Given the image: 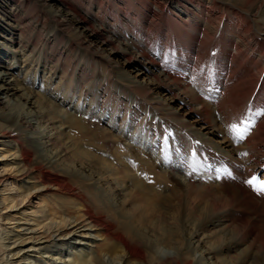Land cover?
<instances>
[{
	"label": "rangeland",
	"instance_id": "1",
	"mask_svg": "<svg viewBox=\"0 0 264 264\" xmlns=\"http://www.w3.org/2000/svg\"><path fill=\"white\" fill-rule=\"evenodd\" d=\"M143 1L153 9L149 0H128L127 3L120 0H0V75L7 78L0 81V100L13 112L19 110L16 106L24 105V109L19 112L25 113V118L34 127L25 132L19 131V135L42 137L52 131L45 125L36 124L35 109L24 100L27 91H20L17 83L22 85L21 78L31 79L34 85L31 86L29 82L26 87L57 105L59 103L42 91L62 87L61 76L66 71L73 89L76 83L83 88L79 89L70 107L61 108V113L65 110L70 114L79 113V118L85 111L91 114L87 125L76 122L73 135L77 140H80V132L88 136L89 143L81 141L84 151L81 155H85L87 162L93 164L92 168L72 164L71 172L78 175L86 187H93L92 193L97 192L103 197L107 193L99 188L100 184H95L98 175L111 177L117 168L122 170L119 180L122 185L118 187L116 184L114 192L108 191L110 203L116 210L126 207V204H122L125 203L123 201L130 184L122 183L129 180L123 176H133L139 183L140 196L136 199V220L142 214L156 213L152 221L156 229L151 228L155 232L145 230V227L137 230L152 244L153 256L157 260L168 262L178 258L180 251L188 249L193 264H264V192L257 191V185L264 183V135L260 134L258 138L252 136L257 123L264 130V115L259 114L264 111V93L261 90L264 72L257 74L258 71L251 70L252 77L247 76L245 84L240 87L246 88L250 94L235 109L230 110L235 97H227L221 91L225 83L228 88L233 84L228 80L233 69L228 70L227 58H223L224 66H217L219 61L213 57L218 53L209 51L205 61L196 66V72H200V76L196 77L191 70L193 64L189 68L186 66L184 49L180 52L182 57H175L174 60L169 57L170 63L161 62L154 51L149 53L157 64H165L167 68L179 72L178 77L183 78L182 82H186L187 88L195 92L196 96L199 95L200 102L189 105L184 99L175 98L176 95L180 96V91L163 74L164 70L160 66L152 65L142 57V40L130 31L136 30L135 24L119 12L122 9L129 14V18L137 19ZM160 1L167 9L164 17L172 16L174 19L175 15L184 19L182 12L173 4L177 0H169L168 3ZM199 1L209 6L211 0ZM217 1L219 4L215 18H210V27L217 30L213 39L220 40L228 30L233 33L232 39L236 40L234 31L237 18L231 16L227 23L224 22V18L229 15L221 3L242 2ZM256 1L260 7L254 18H247L250 23L248 26H251L249 32L257 40L264 41V0ZM250 5L247 9H255V5ZM103 7L112 16L105 14ZM186 7L198 17L205 15L197 13L190 5ZM16 9L19 13L14 21L12 14ZM149 19L150 14L147 15V21ZM161 20H155V23ZM17 25L21 29V38L18 41L16 37L15 42L12 38ZM94 27L100 28L103 34L101 38L91 37ZM207 29L209 35L213 36L215 30ZM182 30L181 37L184 33H191L187 27ZM33 36L38 47L35 51L36 45L31 41ZM84 37L91 40L94 49L92 46L89 49ZM104 40H109L111 44H104ZM150 42L154 44V41ZM154 46L164 49L158 44ZM229 50L232 51L231 48ZM263 52L264 47L261 49ZM72 53L76 61H73ZM259 54L257 52L254 55L256 61ZM49 57L51 59L46 61ZM238 60L237 64H241L243 61L240 60L245 61L246 58ZM27 62L31 64L30 69L25 65ZM56 63L61 67L55 66ZM87 66L89 71L85 69ZM233 66L234 71L238 70V66ZM199 77H202V86L211 84L208 89L199 88ZM43 86L44 90L40 91ZM136 86L141 90L152 91L149 95L159 99L161 107L145 99L146 95L140 94ZM211 88H216V91ZM84 93L88 96H84ZM83 98L93 101L97 107H87L85 104L82 107ZM203 105L210 116L199 110ZM81 107L80 112L72 110ZM50 110L47 107L43 109L45 112ZM233 125L248 129L243 138L233 131ZM257 134L255 131L254 135ZM248 138L250 143L246 142ZM37 143H32L36 152L47 158L52 157L53 150L50 147L46 149ZM127 149L132 153H126ZM73 162L77 160L68 163ZM93 185L99 190L94 189ZM50 193L59 191H48ZM103 200L107 201L106 198ZM129 209L133 211L134 206ZM219 216L227 220L225 229L216 224ZM118 222L122 223L121 219ZM241 223L248 225L247 236L236 233L234 227ZM165 234L175 236L172 244L162 238L161 235ZM174 243H177L176 248ZM131 264L139 263L132 260Z\"/></svg>",
	"mask_w": 264,
	"mask_h": 264
},
{
	"label": "bare ground",
	"instance_id": "2",
	"mask_svg": "<svg viewBox=\"0 0 264 264\" xmlns=\"http://www.w3.org/2000/svg\"><path fill=\"white\" fill-rule=\"evenodd\" d=\"M120 1L128 2V0ZM163 1L164 3H168L169 0ZM149 2L154 10L150 9L151 6L149 7L143 1L142 7L137 14V19L129 18V14L124 13L122 9L119 10L125 18H128L130 22L135 24L134 28L136 30L130 29V31L142 40V57L147 61L149 60L150 64L158 65L164 70L163 74L180 91V96L176 95L175 98H182L186 101V104L192 105L198 103V101L200 102L199 95L196 96L195 92L187 88L189 86H186V82H182L183 78L178 77L179 72L167 68L165 64H157L149 53L154 51L155 56H158L161 62L167 63L171 61L169 57L173 58V60L175 57H182V53L180 52L184 49L186 51V66L189 68L190 64H193L191 67L192 74L198 77L200 76V72H196V66L202 64L209 51L217 52L218 55L215 53L216 55L213 57L220 62L217 63V66H224L225 62H223V58H227V62H229L228 65L226 64L228 70L233 69L228 79L233 84L228 88V84L225 83L226 85H223L221 91L227 97H235V103L229 107L230 110L235 109L241 100L250 94V91L247 92L246 88L240 87L245 84L247 76L252 77L251 70L258 71L257 74L264 72V52L261 53L264 41L257 40L254 38L253 33L250 34L249 28L251 26H248L250 23L248 24L249 21L247 19L254 18L257 15L256 13L260 7L256 4L257 1L240 0L242 4L235 3L234 1L221 3L222 6L225 5L224 8L229 15L224 18V22L227 23L231 16L237 18L238 22L235 27L236 31H234L236 40H233L234 38L232 39L231 37L233 33L227 30L224 33L225 35L221 36L222 38L218 41L213 39L217 35V30L214 27H210V18L214 17L217 5L219 4L217 0H211L209 6H204L199 0H177L173 2L175 7L184 15V19L182 18V20L179 16L175 15L174 17L176 18L174 19L172 16L171 18L164 17L167 9L162 5V1L149 0ZM250 4L255 5V9H247L251 6ZM186 5L193 7L197 13L205 15L202 17L196 16L194 11H190ZM17 6H19V3ZM100 9L102 10L101 5ZM103 11L105 14L112 16L105 7H103ZM18 13L19 11L16 9L12 14L14 21H16ZM148 14L151 15L149 21H147ZM158 19H162L161 22L155 23V20ZM114 20H117V18L114 17ZM202 22L204 23L202 24ZM224 25L227 26V24ZM183 27L189 28L191 33H184L181 37L180 32H183ZM207 28L215 30L213 36L209 35ZM91 31V37L101 38L103 35L100 28L94 27ZM16 37L18 41L21 38V29H19L18 25L14 30L13 41L16 40ZM247 37L251 39L246 40ZM35 39L36 37L34 36L31 39L34 44ZM150 40L154 41V44L164 47V49H161V51L156 48ZM84 43L88 45L90 50L94 49L91 40L89 41L84 37ZM104 44L111 43L109 40H104ZM35 45L33 51L38 50L37 44ZM229 48H231V52L233 53L230 52ZM123 51L124 53H128L125 49ZM228 51L229 53H227ZM257 52H260V54L256 61L254 55ZM72 57L73 61H76L74 53H72ZM243 58H246L247 61L240 60L244 63L237 64L239 62L238 59ZM50 59L51 57L46 61ZM59 60H57V63ZM57 63L55 66L61 67ZM233 64L238 66V70L234 71V68L231 67ZM25 65L30 69L31 64L29 62ZM29 69L27 70L29 71ZM85 69L89 71L88 66ZM162 77L165 78L164 76ZM202 77H199L200 82L202 81ZM5 78V75H0V81H3ZM61 78H63L60 81L62 87L47 91V89L44 90V85L40 90L42 91L43 89V93H47L49 97L59 103L57 105L38 96V94L30 90V87H26L30 83L31 86L34 85V81L31 79L21 78L22 85L20 82L17 83L18 87L20 85V91H27L24 93V100L34 107L36 124L45 125L47 129H51L52 131L51 133H49L50 131L47 132L42 137L38 136V138H34L19 135V131L24 130L23 132H25L26 129H33L34 127L33 125L31 126L32 123L29 124L28 118H25V113L24 115L20 113L24 109V105L20 104L18 107L16 106L19 110L13 112L12 107V110L8 109L5 106L6 104L0 100V105L2 104L0 106V264H131L132 260L139 264H193L188 249L180 251L178 258L168 262L161 263V261L153 256L152 244L137 229H141L142 227H145V230L156 229V224L152 222L156 218V213L142 214L136 220V205L138 204L136 199L140 196L138 192L139 183L133 179V176H123V178L129 179L122 182L124 185L130 184L128 187L129 193H126L127 196H125V201H123L125 203L122 204H126V207L117 208L119 210H116L110 203L108 196L110 192L108 193V191L112 190L114 192L116 189L114 185L118 184V187L122 185L119 182L122 170L117 168L113 171L111 177L103 174L98 175L95 184H100L99 188L107 193L103 197L97 192L92 193L91 189L93 187H90V189L86 187L87 185L85 186V183L83 184L79 180L78 175L71 172L70 166L72 164H80L92 168L93 164L87 162L85 155H81L84 152L81 141L89 143L88 136L84 132H80V140H77L74 137L75 135H73L76 130V122L79 121L82 126L87 125L91 114L89 111H85L83 116L79 118L77 115L79 113L70 114L67 110L61 113V108L65 107L67 109V106L70 107L72 100L78 95L79 89L83 88L76 83L74 84L75 89H73V84L71 81L69 83V76L67 77L66 71ZM202 82L199 84V88L208 89L211 85L209 84L208 87L207 85L202 86ZM136 88L140 94L146 95L144 98L150 103L152 102L151 104L159 108L161 107V101L149 95L152 91L141 90L137 86ZM0 89L2 90V86ZM211 89L216 91V88ZM261 90L264 93V86H262ZM217 93H220V89L217 90ZM58 94L62 95V97L59 98ZM84 96H88V94L84 93ZM258 100L259 98L256 99L257 102ZM81 104L82 107L84 104L87 107H97L96 103L88 101L87 98H83ZM44 106L51 110L47 112L43 111ZM82 107L72 110L80 112L82 111ZM199 110L205 115L210 116L206 106H201ZM178 114L182 115L181 113ZM255 131L258 133L257 135H254ZM255 131L252 133V136L255 138H258L260 134L264 135L262 134L264 132L262 125L258 123ZM34 141L46 149L50 147L53 150L52 157L48 155L49 158H47L36 152L32 145ZM249 141L248 138L246 142ZM125 152L132 153L130 149H127ZM80 155L81 158H79ZM72 160H77V162L68 163ZM99 188L94 186L96 190H99ZM53 190H58L59 193L48 194V191L51 192ZM103 198H106L107 201H104ZM133 206V211L131 209L127 210L128 207L132 208ZM217 218L219 220H217L216 224L223 226L225 229L226 226L224 225L227 223V220L224 216ZM119 219H121L122 223L118 222ZM147 222H149V225ZM234 228L236 233L244 236L248 235V225L246 223H241L239 226L236 225ZM151 230L155 232V230ZM161 236L166 242L171 244L176 239L172 234ZM197 242L200 243L201 240H197ZM175 244L177 243L173 244L174 247Z\"/></svg>",
	"mask_w": 264,
	"mask_h": 264
},
{
	"label": "snow or ice",
	"instance_id": "3",
	"mask_svg": "<svg viewBox=\"0 0 264 264\" xmlns=\"http://www.w3.org/2000/svg\"><path fill=\"white\" fill-rule=\"evenodd\" d=\"M259 114L260 115H264V111H262ZM232 128H233V131H235L241 138H243L244 132H247L248 131L247 128L241 129V128H238L236 125H233ZM248 183L252 184L254 182L253 181H248ZM257 191L264 192V183H259L257 185Z\"/></svg>",
	"mask_w": 264,
	"mask_h": 264
}]
</instances>
